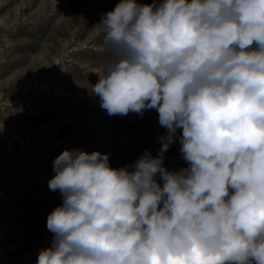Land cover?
Instances as JSON below:
<instances>
[{
  "label": "clouds",
  "instance_id": "clouds-1",
  "mask_svg": "<svg viewBox=\"0 0 264 264\" xmlns=\"http://www.w3.org/2000/svg\"><path fill=\"white\" fill-rule=\"evenodd\" d=\"M100 25L101 108L155 109L168 134L122 168L63 150L35 264H264V0H119ZM180 129L190 167L169 170Z\"/></svg>",
  "mask_w": 264,
  "mask_h": 264
},
{
  "label": "rangeland",
  "instance_id": "rangeland-1",
  "mask_svg": "<svg viewBox=\"0 0 264 264\" xmlns=\"http://www.w3.org/2000/svg\"><path fill=\"white\" fill-rule=\"evenodd\" d=\"M117 3L0 0V264H35L51 247L47 216L63 198L48 182L63 150L108 153L122 168L146 150L156 156L168 134L155 109L109 115L91 91L112 55L100 22ZM181 134L164 154L169 170L190 167Z\"/></svg>",
  "mask_w": 264,
  "mask_h": 264
},
{
  "label": "bare ground",
  "instance_id": "bare-ground-1",
  "mask_svg": "<svg viewBox=\"0 0 264 264\" xmlns=\"http://www.w3.org/2000/svg\"><path fill=\"white\" fill-rule=\"evenodd\" d=\"M55 92H56V93H57V92H60V90H57V91H55ZM59 94H60V93H59Z\"/></svg>",
  "mask_w": 264,
  "mask_h": 264
}]
</instances>
